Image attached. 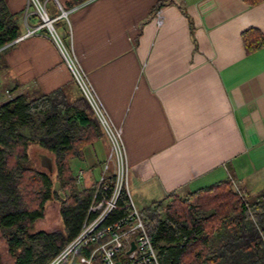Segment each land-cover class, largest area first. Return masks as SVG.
<instances>
[{
	"label": "crops",
	"instance_id": "crops-1",
	"mask_svg": "<svg viewBox=\"0 0 264 264\" xmlns=\"http://www.w3.org/2000/svg\"><path fill=\"white\" fill-rule=\"evenodd\" d=\"M5 1L22 35L42 23L29 0ZM41 1L122 128L140 209L223 180L245 195L264 191V44L252 47L250 35L264 36V0H86L68 18H59L60 0ZM4 59L0 82L15 96L82 94L45 27L14 41ZM109 150L103 137L76 160L85 187Z\"/></svg>",
	"mask_w": 264,
	"mask_h": 264
},
{
	"label": "trees",
	"instance_id": "trees-1",
	"mask_svg": "<svg viewBox=\"0 0 264 264\" xmlns=\"http://www.w3.org/2000/svg\"><path fill=\"white\" fill-rule=\"evenodd\" d=\"M60 1L70 9L86 0ZM251 33L252 47L264 44L259 31ZM21 35L19 15L0 0V68L8 65L4 51ZM103 137L83 92L73 100L61 88L23 92L0 104V231L13 264H48L79 234L95 186L77 187L75 162ZM33 144L53 154L51 169L32 166ZM52 198L61 203L63 229L35 230ZM128 204L123 189L108 221L125 215ZM141 211L161 264H264V191L242 197L231 180H223L156 200Z\"/></svg>",
	"mask_w": 264,
	"mask_h": 264
},
{
	"label": "built area",
	"instance_id": "built-area-1",
	"mask_svg": "<svg viewBox=\"0 0 264 264\" xmlns=\"http://www.w3.org/2000/svg\"><path fill=\"white\" fill-rule=\"evenodd\" d=\"M29 1L30 5L36 6L42 23L34 28L28 27L26 33L15 41L44 27L48 29L99 117L110 143L109 154L94 182L93 198L81 231L48 264H161L142 211L130 194V166L122 128L110 118L86 73L68 51L55 25L56 19L48 15L41 0ZM70 10L63 8L59 18H68ZM158 14L161 16L160 12ZM123 189L129 196V211L116 220L108 221L118 207Z\"/></svg>",
	"mask_w": 264,
	"mask_h": 264
},
{
	"label": "rangeland",
	"instance_id": "rangeland-1",
	"mask_svg": "<svg viewBox=\"0 0 264 264\" xmlns=\"http://www.w3.org/2000/svg\"><path fill=\"white\" fill-rule=\"evenodd\" d=\"M63 5L64 1H63ZM7 86L0 82V104L5 101L6 99H11L15 96L14 89L11 88L10 92L6 90ZM29 154L32 159V166L36 168H40L42 170H48L44 165H43V155H47L51 157L52 162H54V156L52 153H50L47 150H41L37 145L33 144L30 147ZM54 164V163H53ZM79 166L78 164H75L74 167V172L75 176L77 177L78 184L77 187L79 189L85 187L84 184L81 182V176L84 171V169H78ZM55 173H53L54 177ZM99 176V175H98ZM97 176V178H98ZM184 194V193H183ZM240 196L244 197V193L241 191L239 192ZM171 200V199H170ZM169 199L166 200L168 203L170 201ZM165 202V203H166ZM60 202L56 199H50L45 203V210H44V215L42 218L38 219L35 223L33 228L36 229H44L47 231H60L63 229V221L60 215ZM137 206L139 207V204L136 202ZM259 223V222H258ZM0 255L2 258L3 264H13L14 258L8 251V246L7 242L5 239V235L0 231Z\"/></svg>",
	"mask_w": 264,
	"mask_h": 264
},
{
	"label": "water",
	"instance_id": "water-1",
	"mask_svg": "<svg viewBox=\"0 0 264 264\" xmlns=\"http://www.w3.org/2000/svg\"><path fill=\"white\" fill-rule=\"evenodd\" d=\"M43 165L48 166L50 169L52 168V159L47 155H43Z\"/></svg>",
	"mask_w": 264,
	"mask_h": 264
}]
</instances>
